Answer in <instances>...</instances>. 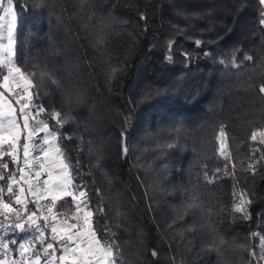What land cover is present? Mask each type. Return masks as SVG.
Instances as JSON below:
<instances>
[{
	"label": "trees",
	"instance_id": "obj_1",
	"mask_svg": "<svg viewBox=\"0 0 264 264\" xmlns=\"http://www.w3.org/2000/svg\"><path fill=\"white\" fill-rule=\"evenodd\" d=\"M14 6V62L49 112L71 113L60 146L104 208L95 228L116 264H264L251 255L252 233L264 234V144L251 139L264 131L259 0ZM241 193L247 218L233 210Z\"/></svg>",
	"mask_w": 264,
	"mask_h": 264
},
{
	"label": "snow or ice",
	"instance_id": "obj_2",
	"mask_svg": "<svg viewBox=\"0 0 264 264\" xmlns=\"http://www.w3.org/2000/svg\"><path fill=\"white\" fill-rule=\"evenodd\" d=\"M259 4V22L264 25V0H259ZM0 9L4 13L0 22L7 21L8 26L7 44L0 35V181L7 180L6 190L0 186V264H66L70 257V264H116L118 250H114L113 243L103 241L95 228L94 218L104 208L92 206L91 189L87 182L77 183L72 165L60 146L64 138L61 129L73 117L70 112L62 114L55 109L49 112L39 100V93H33L32 76L14 62L13 37L18 23L14 0H7L6 4L0 0ZM141 19L146 17L142 15ZM3 27L0 23V32ZM196 44L199 47L201 41L197 40ZM168 56L170 59L171 52ZM259 92L264 94V84L259 86ZM45 115L49 119H44ZM258 137L264 144V131L254 132L251 139L256 141ZM124 153L127 154L126 146ZM220 154L229 159L223 128ZM9 163L16 166L15 171L9 170ZM96 191L102 196L101 189ZM238 199L233 210L247 218V205L251 201L246 193H241ZM69 200L73 210L60 212L58 204L62 207L61 202ZM29 203L36 204L34 211L28 210ZM17 231L31 232L32 236L23 242L7 237L9 232ZM17 244L20 259L15 258L17 253L9 259L12 246ZM57 245L63 253L58 257ZM152 255L157 253L153 251Z\"/></svg>",
	"mask_w": 264,
	"mask_h": 264
},
{
	"label": "rangeland",
	"instance_id": "obj_3",
	"mask_svg": "<svg viewBox=\"0 0 264 264\" xmlns=\"http://www.w3.org/2000/svg\"><path fill=\"white\" fill-rule=\"evenodd\" d=\"M3 2L6 4L7 0H3ZM3 10L0 9V15H3ZM4 25L2 32L0 34L3 36V43H8V26L7 21L0 22ZM6 74V70L4 72ZM21 166H23V162L21 161ZM46 178V177H45ZM3 185L0 183V186ZM6 183L3 185L5 187ZM73 210V209H72ZM71 210V211H72ZM252 251L257 254V258L260 261H264V259H261V256L264 255V234H261L259 232H253L252 233ZM71 258V257H70Z\"/></svg>",
	"mask_w": 264,
	"mask_h": 264
},
{
	"label": "built area",
	"instance_id": "obj_4",
	"mask_svg": "<svg viewBox=\"0 0 264 264\" xmlns=\"http://www.w3.org/2000/svg\"><path fill=\"white\" fill-rule=\"evenodd\" d=\"M25 187H27V185H25ZM32 198L31 197H29V200H31ZM36 209V204L35 203H29L28 204V210L31 212V211H34ZM31 236H32V233L31 232H28V233H22V239L21 240H27V239H30L31 238ZM57 248H58V251H57V257L59 256V255H61L60 254V252H59V246L57 245ZM0 256H2V253H0ZM12 258V253H9V259H11ZM70 259L71 258H69V261H67L66 262V264H70Z\"/></svg>",
	"mask_w": 264,
	"mask_h": 264
},
{
	"label": "crops",
	"instance_id": "obj_5",
	"mask_svg": "<svg viewBox=\"0 0 264 264\" xmlns=\"http://www.w3.org/2000/svg\"><path fill=\"white\" fill-rule=\"evenodd\" d=\"M1 35V34H0ZM4 72H5V70H3ZM0 82H2V77H0ZM0 91H2V89H0ZM21 123H22V121H21ZM6 184H7V182H6ZM1 186H3V185H1ZM5 190H6V185H5ZM6 199H7V197H6ZM23 241H25V240H19L18 242H23ZM60 252V251H59ZM15 253H17L16 254V256H15V258L17 259V260H19L20 259V257H19V255H18V244L16 245V252ZM60 254H63L62 252H60Z\"/></svg>",
	"mask_w": 264,
	"mask_h": 264
}]
</instances>
